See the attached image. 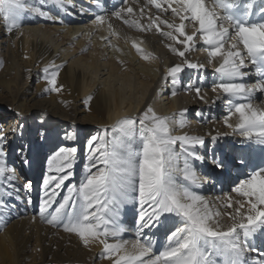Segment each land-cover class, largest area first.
<instances>
[{
	"label": "snow or ice",
	"instance_id": "1",
	"mask_svg": "<svg viewBox=\"0 0 264 264\" xmlns=\"http://www.w3.org/2000/svg\"><path fill=\"white\" fill-rule=\"evenodd\" d=\"M56 2L61 7L72 4V0ZM91 3L100 11L83 12L92 11L93 28L107 23L110 35H118L109 22L114 17L138 32L155 29L168 41L165 46L179 59L163 77L171 95L182 87L209 104L204 84L206 66L211 67L210 88L215 95L210 108L218 102L223 105L227 130L173 135L170 125L184 128L187 109L177 121L176 114L160 116L148 106L140 115L122 117L87 137L78 183L73 181L79 148L56 145L46 158L33 222L39 216L42 222L77 236L85 248L99 243L103 249L99 258L110 264H264V246L256 244L257 239L264 241V107L255 103L257 93L264 94V0H146L141 17L148 5L172 17L148 15L147 24L129 18L132 7L107 9V0ZM27 13L57 20L28 0H0V19L9 34L22 27ZM198 44L206 52V63L193 62L186 55ZM132 47L142 59H156L136 41ZM65 66L66 62L54 59L42 68L45 93H61L64 86L58 77ZM186 69L199 76L185 78ZM92 99L89 96L85 105ZM195 115L202 123L217 119L199 110ZM16 119L10 133L0 127V228L11 219L18 202L33 204V182L18 184L15 165L8 163L9 135L24 130L23 115L17 112ZM38 135L45 142L49 139L47 131ZM64 136L76 141L79 133ZM227 137L238 138L232 153H217L214 145ZM15 151L23 164H31L24 146ZM224 181L230 185L226 195L210 200L200 191ZM218 204L231 211L221 212ZM128 205L138 207L131 228L122 221ZM169 224L161 245L153 230ZM129 232L134 239L124 238Z\"/></svg>",
	"mask_w": 264,
	"mask_h": 264
},
{
	"label": "bare ground",
	"instance_id": "2",
	"mask_svg": "<svg viewBox=\"0 0 264 264\" xmlns=\"http://www.w3.org/2000/svg\"><path fill=\"white\" fill-rule=\"evenodd\" d=\"M28 2L58 17L56 21H48L36 14L27 13L23 17L22 27L11 34L6 32L3 20L0 19V127L10 133L18 122L16 113L24 117L20 122L23 124V133L18 131L15 137L9 135V155L13 151L11 158L15 161V157L18 159V184L22 185L28 180L37 182L42 172L45 175V156L50 154V148L78 143L82 137L95 134L105 126L111 127L122 117L140 115L148 106L160 116L176 114L177 121L181 119L179 114L187 109L184 128H180L178 123L170 125L173 135H205L208 132L214 135L217 130H227L222 123L225 114L223 105L218 102L210 108L215 95L210 88L213 80L211 67L206 66L204 84L209 104L198 99L194 91H184L182 87H178L177 95L170 94L171 86L163 84V77L166 69L179 62V59L170 53L165 46L168 41L155 29L138 32L111 17L109 22L118 35H110L107 23L100 28H93L90 22L83 23L92 18V11L84 13L83 9L100 11L91 0H72V4L64 7L56 0ZM80 3L85 5H79L76 9ZM145 3L146 0H127L124 4L121 0H107V9L113 5L132 7L133 13L129 18L143 24L148 23V15L172 19L170 13H158L151 5L145 7V16L141 17L140 9ZM60 20L64 23L61 24ZM186 31L190 29L186 28ZM104 37H108V40ZM133 41L145 52L152 53L156 59H142L132 47ZM115 42L127 49L125 55L117 52L112 45ZM199 48L198 44L197 50L186 55L193 62L206 63V52ZM54 59L56 63L66 62L58 77V83L64 88L58 94L45 93L47 84L42 79V68ZM31 74H36L34 80H31ZM189 75L198 77L199 73L186 69L182 74L185 78ZM254 79L249 82H254ZM89 96L93 99L85 105L84 101ZM262 102L264 94L257 93L255 103L264 107ZM198 110L209 117L215 114L217 119L202 123L201 118L195 115ZM36 129L39 133L47 131V142L43 135L35 134ZM65 132H77L79 138L68 141ZM235 139L238 138L227 137L217 141L214 145L216 152L231 154ZM20 146H24L31 160L30 165L23 164L15 151ZM43 159L44 164L41 163ZM10 161L8 159V163ZM82 163L83 152H78L75 183L80 180ZM232 175L235 176L236 172L233 171ZM225 184H208L200 191L208 199L214 200L228 194L230 185L227 181ZM21 195L24 193L21 192ZM32 197L31 206L18 202V208L11 214V219L0 228V264H110V261L99 258L103 250L99 243L85 248L77 236L42 222L39 216L33 222L38 197L36 193H32ZM218 208L221 212L231 211L220 204ZM125 210L126 219L123 223L126 227L130 223L131 228L138 207L128 205ZM170 227L171 224L158 231L153 230L161 245ZM129 237L134 239V233H126L124 238ZM256 244L264 246V241L257 239Z\"/></svg>",
	"mask_w": 264,
	"mask_h": 264
},
{
	"label": "rangeland",
	"instance_id": "3",
	"mask_svg": "<svg viewBox=\"0 0 264 264\" xmlns=\"http://www.w3.org/2000/svg\"><path fill=\"white\" fill-rule=\"evenodd\" d=\"M76 2H74V4H75ZM79 5L80 6H84L85 4L84 3H80V4H78V6H76L75 8L77 9V8H79ZM54 16H56V17H58V15H56V14H53ZM91 21V18H89V21H87V22H83V23H89ZM113 46H114V48L117 50V52L118 53H123V55H125V52L127 51V49L125 50V49H123V48H121V45H120V43L119 42H115V43H113L112 44ZM35 75L36 74H31V76H30V78H31V80L33 79L34 80V78H35ZM15 122V121H14ZM16 125V124H15ZM38 129H36V131H35V134L36 135H38ZM92 135V134H91ZM90 136V134H88L87 136H85V137H82L81 138V140L78 142V143H75V142H73V143H70V144H68L67 146H77L78 148H79V152H83L84 153V143L86 142V139H87V137H89ZM17 149V148H16ZM11 154H13V151L10 153V155H9V158L8 159H11L12 161H10L9 163L10 164H12V165H15V168L17 169L18 168V163H17V161H18V159H17V157H15L16 158V160L17 161H15L13 158H11ZM17 156V155H16ZM47 158V155L45 156V159ZM44 159L41 161V163L42 164H44ZM46 163V162H45ZM78 176V175H77ZM43 177H44V175H43V172H42V174H41V176H40V178L39 179H37V182H34L33 181V192L32 193H36V195H37V197H39V195H40V187H41V182H42V179H43ZM77 183H78V180H77ZM24 183H22V185H23ZM62 232H64L62 229H60ZM258 244V243H257Z\"/></svg>",
	"mask_w": 264,
	"mask_h": 264
}]
</instances>
